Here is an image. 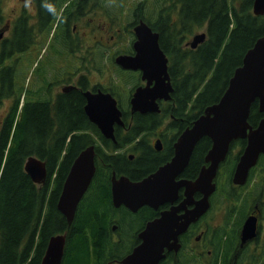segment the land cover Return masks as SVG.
I'll list each match as a JSON object with an SVG mask.
<instances>
[{"label":"trees","instance_id":"trees-1","mask_svg":"<svg viewBox=\"0 0 264 264\" xmlns=\"http://www.w3.org/2000/svg\"><path fill=\"white\" fill-rule=\"evenodd\" d=\"M42 1H49L52 6L65 2ZM124 2L119 1L118 6ZM254 2L140 0L131 9L133 22L129 28L133 29L143 20L160 35L161 49L169 59L174 92L171 101L161 105L160 114L132 116L128 101L118 102L125 127H116V144L103 138L85 116L84 103L76 97L63 98L58 105L33 104L29 98L24 100L25 92L31 95L26 91L25 79L18 84L11 68L7 67L4 75L0 71V108L5 101L12 102L0 122V264H41L50 239L64 233H67V245L63 264H106L107 258L100 255L106 241V221L101 214L110 207L113 174H124L132 180L150 174L157 166L149 162L148 138L164 121L168 119L166 128L172 130L177 139L208 107L221 100L247 52L264 37V17L254 15ZM115 4L112 7H116ZM202 30L207 34L206 41L197 49H191L188 46L191 37ZM120 53L131 55L132 45ZM120 72L128 74L124 84L132 85L129 93L142 85L141 75ZM258 113L256 102L249 119L254 128L259 124ZM91 131L101 138V145L95 149L96 175L75 221L69 226L58 211L57 203L73 162L90 144ZM141 136L143 141L135 149L127 148ZM241 145L245 143H232L226 175L233 170L236 160H233L236 156L233 152ZM210 147L208 138L196 147L188 169L192 177L204 164ZM134 151L140 157L128 161L127 152ZM33 156L47 164L48 179L44 186L35 185L25 172V163ZM188 175L186 172L185 177ZM93 196L85 209V202ZM221 246L213 264H222ZM256 263L264 264V249Z\"/></svg>","mask_w":264,"mask_h":264},{"label":"flooded vegetation","instance_id":"flooded-vegetation-1","mask_svg":"<svg viewBox=\"0 0 264 264\" xmlns=\"http://www.w3.org/2000/svg\"><path fill=\"white\" fill-rule=\"evenodd\" d=\"M103 4V0H65L63 6L58 3L52 6L49 1L15 0L13 6L7 7L4 0H0V71H3L4 75L7 67L11 68L17 81V71L23 66L22 64L29 61L32 65H37V69L40 67L37 64L40 59L44 63L39 68V72L30 75L36 76L40 73L42 78L40 77L36 87L32 85L33 80L31 79L26 84V91L30 89L29 99L33 104L58 105L63 98L72 96L84 103L83 111L87 117L85 112L86 95L103 92L111 94L118 102L128 101L131 115H137L132 114L130 105L135 91L129 93L123 88L118 89L111 83L104 85L100 81L92 80L91 72H85L86 67L90 68L91 65L95 71L99 72V67L103 65L102 57L108 52L102 47L104 32L100 21L103 17L105 20H110L111 15L102 14V10H105ZM111 24L113 25V22ZM111 24L109 30L104 29V31H110ZM42 51L46 55L45 57L43 53H40ZM116 58L109 59L113 67L124 73H131L118 67ZM133 73L141 75L140 72ZM21 78L23 80L24 77ZM141 83V86L145 85L142 79ZM26 94L25 92L24 100L28 99ZM167 103L169 102H161L160 106ZM257 107L259 112L258 102ZM258 114L260 124L263 114L260 112ZM178 138L173 136L172 130L166 127L159 128L148 138L147 144L150 153L149 162L157 168L138 180H132L124 174L117 175L115 173L112 179L115 175L117 179L127 177L133 182H139L149 177L172 161ZM88 139L90 144L87 147L95 146L96 148L97 145H101L100 135L92 131L89 133ZM142 141L141 136L127 148L135 149L137 144ZM238 141L245 145L237 147L233 152V155H236L233 160H236H234L233 170L229 175H226L225 171L228 169L227 162L230 152L225 162L220 165L215 179L216 191L210 197V208L203 216L190 223L187 230L179 236L177 244L180 245V249L178 251L165 249L164 258L160 264H213L217 249L221 245L224 252L222 264H255L256 261H259L264 249V155L251 169L247 183L243 186L235 185L233 177L236 167L247 146V140ZM157 142L161 143L160 150L156 147ZM127 148L122 151L125 152ZM136 152H127L128 161L132 162L140 157ZM206 156L197 175L192 177L188 166L177 180L196 181L203 167L207 166ZM186 172L189 175L185 177ZM112 179L109 196L110 207L101 214L106 221V234H104L106 241L100 255L107 258L106 264H123L125 259L132 256L145 243L143 236L149 223L159 219L163 213L171 211L173 207L181 206L186 201L187 195L186 189L182 188L179 191V198L174 204L168 203L158 209L144 206L139 211L132 212L125 206L115 207ZM99 188L100 186L97 190ZM97 194L96 196H98ZM94 196L85 202V209L93 201ZM202 197L201 193H196L192 200L198 202ZM194 208L193 203H188L185 208H180L176 212L180 224L186 223V216ZM218 210H223L224 214L222 221L216 224L213 215ZM252 216L257 218V236L255 239L243 243V228L245 222ZM142 255H146L144 249Z\"/></svg>","mask_w":264,"mask_h":264},{"label":"water","instance_id":"water-1","mask_svg":"<svg viewBox=\"0 0 264 264\" xmlns=\"http://www.w3.org/2000/svg\"><path fill=\"white\" fill-rule=\"evenodd\" d=\"M253 12L264 17V0H255ZM135 41L132 55H119L116 64L124 71L140 72L144 86L138 87L130 102L132 114L149 115L161 113V102H170L174 92L169 74V59L160 46V35L143 20L134 27ZM207 39V34H197L188 46L195 50ZM85 112L89 121L103 137L116 143L115 129L125 126L123 112L118 101L111 95L100 92L87 94ZM258 102L263 114L260 124L254 128L249 119L253 104ZM205 138L212 142L203 167L196 181H178L190 164L198 144ZM247 140V146L238 162L233 177L235 185L247 183L251 169L264 155V37L257 40L236 69L221 100L208 107L175 143V155L171 162L139 182L127 177L112 179L113 203L116 208L125 206L132 212L148 206L158 209L165 204H174L179 191L186 189L187 199L179 207L149 223L145 243L123 264H160L166 248L178 251L179 236L189 224L203 216L210 208V197L216 191L215 179L220 165L225 162L232 143ZM157 142V149H161ZM95 146L83 150L73 162L57 203L58 211L69 226L75 221L79 206L96 175ZM25 172L37 186H44L48 179L46 162L30 157L25 163ZM196 193L202 194L198 202L192 200ZM193 203L195 208L180 224L176 212ZM257 236V218L250 217L244 225L242 242L247 243ZM67 245V233L50 239L41 264H63ZM143 249L146 255H142Z\"/></svg>","mask_w":264,"mask_h":264},{"label":"rangeland","instance_id":"rangeland-1","mask_svg":"<svg viewBox=\"0 0 264 264\" xmlns=\"http://www.w3.org/2000/svg\"><path fill=\"white\" fill-rule=\"evenodd\" d=\"M121 0H104V6L105 10H102V14L105 15H111L110 20L113 22V25L111 24L110 20L103 19L100 21V24L102 25V31L103 33V45L102 47L106 49L108 52L105 56H107L105 59H102L101 67H99V72L95 71L93 66L91 65L90 68L86 67V73L91 72L92 73V80L100 81L102 84L106 85L108 83L116 84V87L118 89L123 88L124 90L128 91L132 89V85L124 84V81H127V76L122 75L118 68L113 67V64L109 61L112 60L114 57H118L120 52H125L127 49L131 47L132 39L135 38L134 35L132 37V33L134 31V28H129L130 22H133V11H131L132 8L140 1V0H123L125 1V4H120L118 6V2ZM4 3L7 7H11L15 4V0H4ZM113 3H117L116 7H112ZM118 6V7H117ZM131 12V13H130ZM112 26V29L110 31H104V29L109 30V26ZM205 32V30H202L200 33ZM195 36V35H194ZM194 36L191 37L190 42H192ZM135 40V39H134ZM189 42V43H190ZM38 49V47H37ZM49 50V49H48ZM44 51V50H43ZM40 52L41 54L43 53ZM50 51V50H49ZM121 54V53H120ZM43 56L45 57L46 55ZM33 56L31 57V59ZM30 59V60H31ZM39 59V62L37 63L42 66L44 61ZM23 66L18 69L17 71V83L20 84L22 81L21 77H24V82L28 83V81L31 79L32 85L36 87L38 85V81L40 80L41 74L38 73L36 76H31L30 74L39 72V68L36 69L37 65H32V63L25 62L22 64ZM22 69V70H21ZM98 77V78H97ZM42 78V77H41ZM138 77L135 76L134 80H137ZM27 89V88H26ZM30 90V89H29ZM123 93V92H122ZM128 93V92H127ZM29 98V96H28ZM12 102L11 101H5V104L1 106L0 108V122L3 121L5 115L11 108ZM169 121L168 119L164 121L162 127H166L168 125ZM224 211L218 210L213 215V220L216 224L220 223L222 221Z\"/></svg>","mask_w":264,"mask_h":264}]
</instances>
